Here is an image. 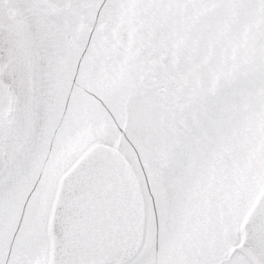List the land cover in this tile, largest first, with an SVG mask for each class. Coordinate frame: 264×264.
<instances>
[{"label": "snow or ice", "instance_id": "1", "mask_svg": "<svg viewBox=\"0 0 264 264\" xmlns=\"http://www.w3.org/2000/svg\"><path fill=\"white\" fill-rule=\"evenodd\" d=\"M0 264H264V0H0Z\"/></svg>", "mask_w": 264, "mask_h": 264}]
</instances>
